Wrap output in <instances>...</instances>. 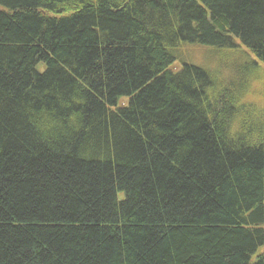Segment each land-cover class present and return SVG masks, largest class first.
Returning <instances> with one entry per match:
<instances>
[{
	"label": "trees",
	"instance_id": "1",
	"mask_svg": "<svg viewBox=\"0 0 264 264\" xmlns=\"http://www.w3.org/2000/svg\"><path fill=\"white\" fill-rule=\"evenodd\" d=\"M0 264H264V0H0Z\"/></svg>",
	"mask_w": 264,
	"mask_h": 264
},
{
	"label": "rangeland",
	"instance_id": "2",
	"mask_svg": "<svg viewBox=\"0 0 264 264\" xmlns=\"http://www.w3.org/2000/svg\"><path fill=\"white\" fill-rule=\"evenodd\" d=\"M210 50H205V49H198V48H193L191 50V55L193 56V60H197L198 62L205 63V62H210L209 57H210ZM227 60V58H226ZM122 103H124L122 101Z\"/></svg>",
	"mask_w": 264,
	"mask_h": 264
}]
</instances>
